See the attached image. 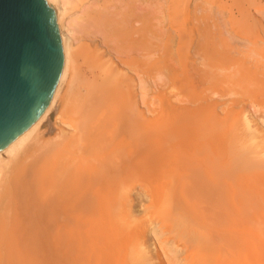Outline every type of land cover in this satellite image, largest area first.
<instances>
[{"label":"bare ground","instance_id":"1","mask_svg":"<svg viewBox=\"0 0 264 264\" xmlns=\"http://www.w3.org/2000/svg\"><path fill=\"white\" fill-rule=\"evenodd\" d=\"M46 1L63 67L0 148V264H264V36L192 0Z\"/></svg>","mask_w":264,"mask_h":264},{"label":"water","instance_id":"2","mask_svg":"<svg viewBox=\"0 0 264 264\" xmlns=\"http://www.w3.org/2000/svg\"><path fill=\"white\" fill-rule=\"evenodd\" d=\"M56 14L46 0H0V148L37 118L57 85Z\"/></svg>","mask_w":264,"mask_h":264},{"label":"rangeland","instance_id":"3","mask_svg":"<svg viewBox=\"0 0 264 264\" xmlns=\"http://www.w3.org/2000/svg\"><path fill=\"white\" fill-rule=\"evenodd\" d=\"M191 5L190 7L192 8L194 5L200 4V6H203L201 8H205L206 7L208 8L209 6L211 8L209 9H213L215 7V10H216V7L217 5H219V7L217 8L218 10L220 9V12L222 11V13H224L223 15V18H232L233 20V26L237 29V32L239 33V27L238 25H240V28H242L241 30V35L242 34V31L245 30L244 28L245 27H241L243 26H248L249 29H247L246 31L248 32L249 30H251L250 32L251 33H248L250 34L249 35V38H251V34L253 35L254 33H260L259 35L262 37L263 39V36H264V0H192L191 1ZM195 3V4H194ZM213 7H212V6ZM208 12V9L206 10ZM204 12V11H203ZM198 14H201V11L197 12ZM244 13V14H243ZM221 14V13H220ZM229 14V16H228ZM231 14V15H230ZM239 14H241L240 16H243L241 18H239ZM235 17H233V16ZM248 15V16H247ZM180 16V15H179ZM221 17V15H219ZM238 16V18H237ZM245 16V17H244ZM180 18L179 21L182 20V16L178 17ZM237 18L238 21H236L235 19ZM249 19L248 21L251 23H249L248 21L245 23L246 19ZM244 19V21H243ZM243 21L244 23L242 24V22L240 23V21ZM156 20H154L155 22ZM196 22V21H195ZM234 22H237L239 24H235ZM81 26V25H80ZM251 28V29H250ZM246 33V32H245ZM253 35L254 37L258 36V34L256 35ZM246 36V34H244ZM76 38H77V43H76V46L77 45H80V43L82 42H85L86 41H90L89 40V33L87 34V32L85 31V28L83 29V27H78L76 28V32H75V35H74ZM248 36V35H247ZM246 36V37H247ZM253 37V39H254ZM260 37V38H261ZM84 38V39H83ZM257 39V38H256ZM254 39V40H256ZM257 40H261V39H257ZM252 46V45H251ZM152 82L150 85H149V94L148 96L149 97H152V95L154 94V90L156 89V85ZM66 87H67V83L64 84L63 88H62V92H61V97L60 99L57 101V103L55 104V108H54V112H53V115L50 119V121L48 122V127H50L51 129H55L56 127V123H55V119L56 118H61L63 119L64 121H67V119L65 118V116L63 117L61 114H65V112H63V109H62V104L64 102V97H65V92H66ZM264 112V110H263ZM259 113V112H257ZM262 114V113H261ZM49 128V129H50Z\"/></svg>","mask_w":264,"mask_h":264}]
</instances>
